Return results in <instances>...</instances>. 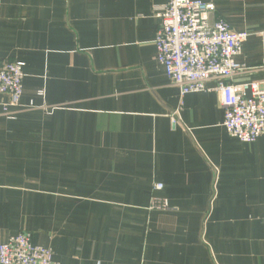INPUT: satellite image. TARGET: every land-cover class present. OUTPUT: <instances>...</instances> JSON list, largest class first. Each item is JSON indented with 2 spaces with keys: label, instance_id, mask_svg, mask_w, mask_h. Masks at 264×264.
I'll use <instances>...</instances> for the list:
<instances>
[{
  "label": "crops",
  "instance_id": "obj_1",
  "mask_svg": "<svg viewBox=\"0 0 264 264\" xmlns=\"http://www.w3.org/2000/svg\"><path fill=\"white\" fill-rule=\"evenodd\" d=\"M201 1L250 34L232 83L264 80V0ZM167 2L0 0V62L23 63L19 106L0 96V244L27 233L59 264H264V136L225 132L217 81L171 86Z\"/></svg>",
  "mask_w": 264,
  "mask_h": 264
},
{
  "label": "built area",
  "instance_id": "obj_2",
  "mask_svg": "<svg viewBox=\"0 0 264 264\" xmlns=\"http://www.w3.org/2000/svg\"><path fill=\"white\" fill-rule=\"evenodd\" d=\"M214 13L212 3L168 0L156 13L160 22L154 39L156 58L180 97L208 92L207 83L217 81L213 90L223 109L222 127L231 138L250 144L264 136V80L232 83L246 70L237 58L250 34L233 31ZM22 69L20 62H0V96L8 98L2 105L5 114L19 106ZM0 264L59 263L50 249L33 245L30 235L21 232L0 244Z\"/></svg>",
  "mask_w": 264,
  "mask_h": 264
}]
</instances>
